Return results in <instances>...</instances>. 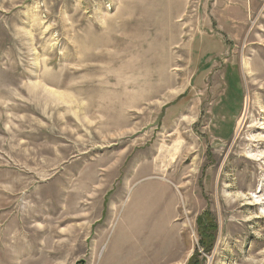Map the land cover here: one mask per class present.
Instances as JSON below:
<instances>
[{
	"label": "rangeland",
	"instance_id": "rangeland-1",
	"mask_svg": "<svg viewBox=\"0 0 264 264\" xmlns=\"http://www.w3.org/2000/svg\"><path fill=\"white\" fill-rule=\"evenodd\" d=\"M259 70L264 0H0V264H264Z\"/></svg>",
	"mask_w": 264,
	"mask_h": 264
},
{
	"label": "bare ground",
	"instance_id": "bare-ground-1",
	"mask_svg": "<svg viewBox=\"0 0 264 264\" xmlns=\"http://www.w3.org/2000/svg\"><path fill=\"white\" fill-rule=\"evenodd\" d=\"M243 64H245V62H243ZM246 68H247V66H246ZM257 68V67H256ZM259 68H260V66H259ZM254 69V68H253ZM259 72H261V73H263L264 71H261V70H259ZM264 90V89H263ZM261 124H263L262 126H261V128L263 129L264 128V122H262ZM256 140H262V139H264V136L263 135H260V133L258 134V135H256ZM248 158H250V159H252V160H255V161H258V163H259V166L263 169V171H264V151L263 150H259V148H257V149H254V150H250V151H248L247 152V155H246ZM257 164V163H256ZM260 192H262V191H260ZM247 195H249V193L247 194ZM241 197L243 196V195H240ZM260 196H262V195H257V193L256 194H251L250 196H249V199H251L252 200V203L254 202L255 204H257V203H259V204H261L262 202H261V198H260ZM244 198H246L245 196H243ZM264 198V197H263ZM247 199V198H246ZM248 203H250V202H248ZM262 205V204H261ZM261 209L263 210V212H264V205H262L261 206Z\"/></svg>",
	"mask_w": 264,
	"mask_h": 264
},
{
	"label": "water",
	"instance_id": "water-1",
	"mask_svg": "<svg viewBox=\"0 0 264 264\" xmlns=\"http://www.w3.org/2000/svg\"><path fill=\"white\" fill-rule=\"evenodd\" d=\"M84 260H79L76 262V264H83Z\"/></svg>",
	"mask_w": 264,
	"mask_h": 264
}]
</instances>
